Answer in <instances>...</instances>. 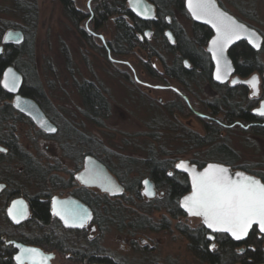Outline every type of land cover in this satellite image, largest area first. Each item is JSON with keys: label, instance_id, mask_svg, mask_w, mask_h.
Listing matches in <instances>:
<instances>
[{"label": "rangeland", "instance_id": "374dc122", "mask_svg": "<svg viewBox=\"0 0 264 264\" xmlns=\"http://www.w3.org/2000/svg\"><path fill=\"white\" fill-rule=\"evenodd\" d=\"M14 1L0 0V40L5 29L18 28L7 26L9 23L20 20L13 13ZM72 1L73 5L81 9L79 11L86 14L88 10L85 6L86 0ZM219 1L226 9L233 13H240L243 20L256 26L264 38V0ZM91 4L93 6L95 1L92 0ZM36 8L37 18L32 36L33 62L31 65L37 71L40 84L49 100L50 116L60 125L64 126V123L68 122L70 126H77L91 141L83 145L79 143L82 153L89 146L93 147L99 157L107 160L116 176L129 184H134L133 181L137 179L140 182L148 175L143 161L150 153L156 159H169L173 164L180 157L193 159L198 163L209 160L229 162L232 166L244 167L260 179L264 178V133L254 134L247 128L232 127L226 130L222 127L219 141L228 144L236 153V157L232 159L221 157L214 153L215 151L211 152L212 146L209 144L193 145L191 138L186 136L188 128L176 126L178 127L176 130L172 129L171 118L164 112L169 97L178 95L174 90L153 89L148 92L147 86L136 84L134 72L128 66L108 58V52L103 47L99 36L93 35L90 41L81 37L79 28H86V19L79 21L78 25L71 22L64 13L60 0H36ZM174 16L190 36L191 19L184 13ZM87 25L93 27L91 21L87 22ZM113 30V20L109 17L106 23L95 31L100 32L108 42L113 37ZM152 42L158 54L167 62L175 56L174 52L168 50L160 39H154ZM64 52L68 53V58L65 57ZM123 54L110 52L112 57L122 59L124 57L129 60L135 66L136 73L140 75L141 66L135 64L132 58V56L138 57L136 48L130 53ZM259 58L264 61V50L260 52ZM18 61L23 69L28 70L26 65L28 58L25 54L21 55ZM157 65H159L158 62ZM193 77L196 78L197 74ZM84 79L94 82L109 102L110 112L102 125L91 123L82 114L83 105L76 84ZM143 79L153 84L177 85L170 79L163 78L164 80L160 79V82L147 77ZM189 86L198 97H191L189 92L181 87L179 91L188 94L194 106H198L199 97L201 99L210 97V90H204V82L198 83L193 80ZM158 97L162 98V104H159ZM193 132L203 134L199 126ZM67 143L70 141L67 140ZM20 144L25 145L24 142ZM44 147L43 143L32 142L28 150L36 154L44 163L48 160L52 161L53 159H49L52 158L50 152H47V148ZM58 153L62 155L63 149L60 148ZM75 164L72 159L68 160L65 157L60 160V165L65 168V171L72 170ZM65 171L61 174L68 177ZM21 178H17L16 175L11 177V180L16 183L23 182L24 188L35 191L36 188H31L32 183H26L25 179ZM134 186L140 190V195L148 198L142 193L141 182ZM155 189L156 194L150 199L163 194V192L160 193V190L163 191L162 188ZM122 194L134 199L132 203L122 199L126 208L139 209L138 204L141 200L137 199L134 192L126 189L120 196ZM149 214L154 219L169 217V213L164 208L152 210ZM200 223L198 217L182 214L178 218L170 219L171 226L168 229L159 231L143 229L132 236L111 226L104 232L102 244L116 256L127 255L134 261L146 256L156 260L157 264H208L198 260L188 247V239L179 231V226L194 228ZM0 231L2 233L9 231L1 212ZM132 240L136 243V249L130 247ZM215 246L216 244L210 245V248L213 249ZM62 256L65 258L67 255ZM64 263L71 264L65 260Z\"/></svg>", "mask_w": 264, "mask_h": 264}, {"label": "flooded vegetation", "instance_id": "af4514ba", "mask_svg": "<svg viewBox=\"0 0 264 264\" xmlns=\"http://www.w3.org/2000/svg\"><path fill=\"white\" fill-rule=\"evenodd\" d=\"M69 1L71 2L75 10H81L78 9L75 5H73L72 0ZM91 1L92 0L85 1V6L86 8H88L85 17L86 19L85 29L87 30L88 34H91L92 36L96 35L100 37L103 47L108 52V58L114 62H118L124 64L125 66H128L134 72V80L136 81V84L147 86L146 89H148V92L152 91L153 89H171L174 90L179 95V96L173 95L169 97V100L166 103V108L164 110V112L168 113V115L171 118L172 129L176 130V128H178L176 126L188 128L186 129L187 130L186 136H187L190 132H193V130L197 129V127L199 126L203 131L202 136L206 137L208 135V132L210 131L209 125L213 124V122L220 125L221 128L222 127L226 128V130H229L232 127L247 128L248 126H252V125L264 127V115H261L256 111V108L260 106L261 101L264 99V61L260 59L261 62H263V68L261 70L255 69L251 71L248 75L241 76L236 70L235 61L229 53L230 47L236 42H238V40L230 44L229 47L227 48V54L232 64V71H229L225 80L219 81L215 79L213 76L214 62L211 58V55L206 49L208 40L210 39L213 33L212 29L208 25L194 21L186 8L185 11H179L173 8L172 10H170V12L165 13L163 15V18H161V16L159 15L160 10H157V6L152 0H148L153 5L152 15L148 17L137 16L132 12V10L129 9L126 0V5L129 11L138 20L142 21V23L145 24L143 28V34L140 33L138 34L139 39L142 40L143 38H146V40L153 47V51L155 53L153 55H147L145 50L141 49L140 47H136L138 57L135 58L132 56V58H134L133 62L135 64L141 66L140 68L141 70L139 72L140 75H138L135 71V66L129 60L125 59L124 57L122 59V58H115L110 55L111 50L108 45V42L111 41L112 39L106 42L104 37L100 36L101 35L100 32L95 31L93 27H88L87 22L91 21L93 23L92 18L94 15L93 10L95 4L92 6ZM94 1L96 2V0ZM217 2L221 7H223L230 14L234 15L238 20L243 21L244 23H246L247 25L253 27L258 31V33L261 35V43L259 48H254L253 46L249 45L244 39H239V40H244L260 55V52L264 50V38L262 33L258 30V28L248 23L247 21L243 20L240 13H233L228 9H226L219 0H217ZM183 13L191 19L190 36L187 35L181 23H179L176 20V17L174 16L175 14L179 15ZM122 15L124 16V19L131 24L132 21L129 15H127L126 13H123ZM110 17L113 20V29H114L115 17L114 16H110ZM195 22L198 24L200 23L208 26L210 30V33L206 38V42L203 45L205 56L201 55L202 58H204L205 67L202 68L198 65V60L196 57H193L191 59L187 57L179 58L180 52L178 51V49L172 51L174 52L175 56L169 62H167L163 57H161L158 54V51L156 50L155 45L152 42L154 39L157 40L160 39L165 44H170V45L176 44L177 38H180L181 40H189V38H191L192 36V24ZM160 25H162L163 27L164 38L160 36L156 37V35L154 34L156 26H160ZM166 31H169V35L166 33ZM0 44L2 45V48L0 50L1 53L4 50L5 45L9 43H3L1 39ZM180 61L184 68L191 70L189 74L179 69L178 62ZM157 62L160 66L157 65ZM166 66L170 67L169 71H166L164 69V67ZM194 74H197L196 78L193 77ZM254 74L255 77L257 78V87H256V91L253 94H252L253 88L248 82L235 81V83H233L232 81V79L236 76L240 78H248L251 80L254 77ZM145 77L155 80L157 82H160V79L161 80L170 79L175 81L177 85L176 86L171 84L162 85L157 83L153 84V82L149 83L147 82L146 79H143ZM23 80H24V76L22 74V81L17 91V94L33 99L37 103L39 108L42 110L43 114L49 119V121L53 125H55V130L48 131L37 125V123L29 115L19 110L15 106L14 104L15 93L9 91L8 89L2 86L3 89L5 90L4 91L5 95H2L4 97H0V146L2 147L0 149H3V151H0V202H1L0 212L3 215L9 227V231H5L6 233H2L0 231V260H8L9 264H18V261L15 259V254L18 252L19 247L15 245V243H20L27 246L38 247L42 251V254L40 256H37L36 260L40 261L41 258H46L44 260V263L48 261V264H62V261L63 264H65L64 260L70 262L71 264H134V262L136 261L137 262L135 264H157L156 260L152 258L150 259L149 257L146 256L139 257L138 260L136 261L130 259L127 255L116 256L102 244V237L104 232L114 225L98 224V222H103V220L106 217L104 215H100L99 213H97L96 207L90 205L83 198H89L90 201L94 203V201L102 200V199H109L111 201L117 198L120 199V195L119 196L111 195L107 191L100 190L95 185L93 186L84 185L77 179L76 173L82 169L84 163V156L86 154H91L95 156L97 159H99L101 162L103 161L97 155L88 152H84V153L81 152V149L79 148L80 146L79 143L81 144L80 141V135L82 133L81 129L75 125L70 126L68 122L64 123L63 126L60 125L56 120H54L50 116L48 109L49 100L43 88H41L42 97L35 98L33 96L26 94L23 91L22 89ZM193 80L197 81L198 83L204 82L205 83L204 90L206 89L210 90L209 98L211 99L209 98L201 99L199 97L198 99L200 100V102L198 106H194L190 101L191 99L190 96L195 98L198 97L189 86V83ZM0 82H1V77H0ZM179 87L184 88L187 92H189L190 96H188V94L186 93H183L182 91H179L180 89ZM242 90L244 92L243 97H242ZM241 97L243 100L241 99ZM216 99L218 100L217 103L212 102L215 101ZM246 99H248L249 102L246 101ZM158 101L159 104H162L161 97H158ZM243 108L248 109L254 118L251 121H247L245 124L242 123V117H241V112ZM107 117L103 119V122ZM155 119L157 118L155 117ZM63 121L66 122V120ZM234 129L236 130L237 128ZM222 131L223 130H220L219 132ZM250 132L254 134H258L252 131ZM67 140L70 141V143H67ZM21 142L25 143L24 146L26 148L20 144ZM32 142H36V144L43 143L45 146L44 148L45 149L47 148L46 151L50 152V157H52L49 159H53V160L52 161L48 160L46 163L42 162L40 158L36 156V154H33L30 150H28V147H30V144ZM223 144L228 149L222 151L221 153H219V155L221 157L223 156L227 157V159L235 158L236 153L228 146V144H226L225 142H223ZM60 148L63 149L62 155L58 153V150ZM21 149L23 151H21ZM23 154L27 157H30L35 164L37 165L39 164L41 166V169L45 175L44 183L35 181L33 176H29V174L31 173H29L28 176L24 173L22 167L19 166L18 164L17 158H15V156L23 155ZM62 157L63 158L65 157L68 160L72 159L76 163L72 170L65 171V168H63V166L60 165V160L62 159ZM179 159H188L190 163H195L197 165V168H201L203 165H205V163L210 161L209 160L207 162L198 163L193 159L184 158V157L177 158V161ZM177 161L174 162L172 168L169 169L168 172L172 173L173 171H176L179 173H183L187 184V191H189L190 190L189 175L183 170H179L176 168ZM103 163L107 167V169L115 176L117 181L123 185L124 190H126V183L120 180L116 176V174L107 166L105 162ZM221 163L229 165L232 169H242L246 172H249L244 167L232 166L229 162H221ZM64 171L68 173V177H65L64 174H61V172ZM16 175L17 178L22 177L21 179L23 180L25 179L26 183H32L31 188L33 189L36 188L35 191L24 188L23 182L22 183L12 182L11 177L13 176L15 177ZM146 177L151 179L149 175H147ZM143 178L140 180L142 184V189H143V183H142ZM261 180L264 182V179ZM154 187H155V183H154ZM160 193H162V190H160ZM35 197L37 198L38 201L47 203V207H48L47 220H42L41 218H39V215L36 214L37 212L34 209V203H33V199ZM53 197H74L83 201L89 206L91 210L90 219L83 225V227L64 225L62 219L58 215L52 212ZM150 198L151 197L145 198V200H150ZM17 199H21L24 203V206H19L17 208L22 209V211L25 213L24 217L20 219L19 222H15L12 216H10L8 212V207L11 204V202ZM178 203L180 206V198L178 199ZM180 208L183 214L188 215L181 206ZM148 216L155 222H160V220L163 218H168L170 222V219L173 218L171 215H169V217L166 216L161 217L160 219H154L151 217L150 214H148ZM178 217L179 216H176L174 218H178ZM170 226L171 225H169L168 228H170ZM253 226L256 227V225ZM127 227L128 226H126V228ZM144 229H148L152 231L161 230V228L153 230V229H149L148 227ZM206 229L207 232L205 235L207 239L211 240L210 245H215L213 239L215 237V233L219 231L212 232L208 228ZM141 230L143 229H137V230H130V229L128 230L125 228L122 230L118 229V231L125 232L130 236ZM210 234H212V237L209 236ZM240 240L242 239H239L237 241ZM130 247L136 249V243L133 242V240L130 243ZM130 247L128 245V248ZM244 249H245L244 245H240L237 247V250L239 252H242ZM46 254H51V256L47 259ZM62 255L65 256L67 255L66 257L68 258L66 257L64 258ZM257 263H264V261ZM24 264H29L28 260H25Z\"/></svg>", "mask_w": 264, "mask_h": 264}, {"label": "trees", "instance_id": "16d2710c", "mask_svg": "<svg viewBox=\"0 0 264 264\" xmlns=\"http://www.w3.org/2000/svg\"><path fill=\"white\" fill-rule=\"evenodd\" d=\"M60 1L63 4L64 13L71 22L78 25L79 21L85 19L86 14L79 10H75L69 0ZM152 1L156 4L157 10H160L159 15L161 18L173 8L179 11H185L184 0ZM93 11L94 15L92 19L94 23L93 28L95 30L102 27L110 16L115 17L113 37L112 40L108 42L112 53H130L132 49L140 47L145 50L147 55L155 54L153 47L146 38L142 40L139 39L138 34H143L145 24L129 11L126 0H96ZM13 13L18 16L20 20L19 22L9 23L7 26L20 28L23 31L24 39L19 44L9 43L5 45L4 50L0 53V77L4 67L8 64H13L24 76L22 82L23 91L35 98H41L42 86L38 79L37 71L34 66L31 65V62H33L32 36L34 35L37 18L36 0H15ZM123 13L129 15L132 21L131 24L124 19ZM79 33L82 38L88 41L93 37L91 34H88L84 28H79ZM209 33L210 30L208 26L195 22L192 24V36L189 40L177 38L176 44L165 45L170 51L178 49L180 52L179 58L187 57L191 59L196 57L198 65L203 68L205 67L204 58H202L201 55L205 56L203 45ZM154 34L156 37L160 36L164 38L162 25L156 26ZM64 53L65 57H67L68 53ZM229 53L234 59L236 70L241 76H246L255 69L261 70L263 68V62H261L258 52L244 40H238V42L233 44L229 49ZM23 54L28 58V62L26 63L28 70L23 69L18 61ZM178 67L187 74L191 71L184 68L181 61L178 62ZM164 69L169 71L170 67L166 66ZM76 86L81 96L83 116L95 125H102L104 123L103 119L109 115L110 110L109 102L102 91L95 86L94 82L86 79L78 82ZM4 91L0 82V97H4L2 96L5 95ZM243 96L244 92L242 90V97ZM246 101L249 102L248 99H246ZM212 102L217 103L218 100L216 99ZM241 117L242 123L244 124L254 119L253 115L246 108L242 109ZM209 128L210 131L206 137L196 132H190L187 136L189 139L191 138L195 146L209 144L212 146L211 152L215 151L214 153L216 154L227 150L228 148L223 142L219 141L220 125L213 122V124L209 125ZM247 129L258 134L264 133L263 126L252 125L248 126ZM80 141L82 145L85 142L91 143L84 133H81ZM21 151L23 150L21 149ZM85 152L97 155V152H95L91 146H89ZM97 156L99 157V155ZM15 158H17L19 166L22 167L27 176L31 173L29 176H33L35 181L44 183L45 175L39 164H35L30 157L24 154L17 155ZM99 158L111 169L110 164L105 158ZM143 163L146 167L147 174L154 181L155 186L163 189V194L154 199L145 200V198L140 195V190L134 186L139 183L137 179L133 181L134 184L126 183V189L130 192H134L137 199L139 198L141 200V203L138 204L139 209L137 210H132L124 206L122 199L130 203H132L134 199L131 196L128 197L123 194L120 196V199L117 198L112 201L109 199H102L96 200L94 203H92L89 198L81 197L90 205L96 207L97 213L106 217L103 222H98V224L114 225L119 230L124 228L128 230H137L146 227L153 230L160 228L167 229L170 225L168 218H163L160 222H155L148 216L149 212L154 209L164 208L172 217L183 214L178 199L187 191L184 174L176 171L169 173L168 170L172 168L173 162L165 158L161 160L156 159L151 153ZM33 203L39 218L47 220V203L38 201L36 197L33 199ZM126 226L128 227L126 228ZM179 231L186 236L189 249L201 262H206L208 264H254L264 261V233H260L255 226H252L248 234L240 241L234 240L223 232H216L213 239L216 246L213 249L210 248L211 240L207 239L205 235L207 229L201 223L194 228L179 226ZM240 245L245 246L242 252L237 250V247ZM0 264H9V262L8 260H0Z\"/></svg>", "mask_w": 264, "mask_h": 264}, {"label": "snow or ice", "instance_id": "6c2138e0", "mask_svg": "<svg viewBox=\"0 0 264 264\" xmlns=\"http://www.w3.org/2000/svg\"><path fill=\"white\" fill-rule=\"evenodd\" d=\"M188 7L196 19L206 18L217 31V37L212 41L213 56L217 59L218 69L216 79L222 78L219 69V57L223 56L224 49L234 39H239L241 33H247L249 37L255 36L242 24L236 22L227 13L221 12L215 4V0H188ZM254 47L259 48L260 44L249 39ZM11 73V69L8 70ZM8 73H5L4 87L8 88ZM235 83V81H233ZM248 83L253 89L257 87V78L253 77ZM15 78H13L14 90ZM264 115V110L260 111ZM54 131V129H50ZM3 151V149H0ZM178 169L189 171L187 162L181 161L176 165ZM192 172V194L183 200V207L189 214L203 217L204 224L215 231H226L239 240L248 234L253 224H258L259 229L264 232V183L254 177L235 173L236 179L229 175L227 168L219 165H208L201 173L195 169ZM146 185L148 181L144 182ZM147 195H153L146 189ZM21 202H13V208L9 209V215L13 220L24 215L22 209L17 208ZM54 201V205H55ZM55 211V208H54ZM56 215H61L56 211ZM64 218V217H62ZM83 227V220L89 217H78ZM65 223H68L65 218ZM19 247V246H18ZM41 254L36 249H21V254L16 256L18 264H24L25 260L30 264H44L46 258L36 260Z\"/></svg>", "mask_w": 264, "mask_h": 264}, {"label": "water", "instance_id": "95a60500", "mask_svg": "<svg viewBox=\"0 0 264 264\" xmlns=\"http://www.w3.org/2000/svg\"><path fill=\"white\" fill-rule=\"evenodd\" d=\"M127 4H128L129 9L132 10V12L137 16L148 17V16L152 15L153 5L148 0H127ZM215 4H216V7L221 12L227 13L228 16L232 17L236 22L244 25L247 30L255 33V36H252V37H249L247 33H241V36L239 39H244L249 45H251L253 47H254L253 43L249 42L250 38L255 40L259 44L261 43V35L258 33V31L256 29L247 25L243 21L238 20L234 15L227 12L223 7H221L218 4L217 0H215ZM184 5H185V8L188 10L189 14L191 15V17L194 21L206 24L212 29L213 33H212L210 39L208 40L206 49L209 52V54L211 55V58L214 62L213 76L216 79L218 64H217V59L214 58V56H213V50H212L213 49L212 41L217 37L216 28H214L212 26V24L207 21L206 18L196 19L193 16L192 11L188 7V0H184ZM166 33L169 35V31H166ZM100 36H102V35H100ZM23 39H24V34L20 28L9 27V28L5 29V31L3 32V35H2V42L3 43L19 44L23 41ZM239 39H234L231 43H229L226 46V48L224 49L223 56L219 57V61H220L219 62V69H220V73L222 76V78L219 81L225 80L229 71H232V64H231V61H230L229 56L227 54V48L229 47L230 44H232L233 42H235ZM1 48H2V45L0 44V50H1ZM254 48H257V47H254ZM9 69H11V73H8ZM5 73H8L7 80L9 83V87L6 89L15 93V97H14L15 106L19 110H21L24 113H26L27 115H29L37 123V125H39L40 127L44 128L48 131H52L50 129L55 130V125H53L49 121V119L43 114L42 110L39 108V106L37 105V103L33 99L17 94V91H18L20 84H21V81H22L21 72L13 64H8L4 68V70L2 72V76H1V84L3 87H4V81L6 78ZM254 77H255V74H254ZM13 78H15V87H14V90H10L13 87ZM232 81L248 82V81H250V79L240 78V77L236 76L232 79ZM255 91H256V88L253 89L252 94ZM261 110H264V99L261 101L260 106L256 108V111L258 113H260ZM0 148H2V147L0 146ZM181 161L187 162V165L190 169L189 171H184L183 169H179V170H183L184 172H186L190 178V190L187 191L185 194H183L180 197V206L186 211V213L188 215H191V214H189L188 211L183 207V200L186 196H189L192 194L193 189H192V172H191V169H193V168L195 169V171L197 173H201L210 164L211 165H219L221 167L227 168L229 170V175H231L233 179L237 178L235 176V173L239 172V173H243L244 175L254 177L255 179L260 180L262 183H264L258 176H255L252 173L246 172V171L241 170V169H232L229 165L221 163V162L209 161V162L205 163V165H203L201 168H197V165L195 163H190L188 159H179L177 161L176 165L178 163H180ZM76 177L82 184L87 185V186L95 185L100 190L107 191L111 195H120L124 190L123 185L117 181L115 176L107 169V167L104 165V163L101 162L99 159H97L95 156H93L91 154H86L84 156L83 167L81 170H79L76 173ZM145 181H148L147 185L144 183ZM142 183H143L142 193L148 198L153 197L156 194V189L154 187L153 181L151 179H149L148 177H144L142 180ZM146 189L150 190L153 193V195H147ZM54 201L56 202L55 205H54ZM13 202H21L17 205V207L24 206V203L21 199L13 200L8 207V212H9V209L13 208ZM54 208H55V211H54ZM56 211H59L61 213V215H58V216L62 219L63 224L66 226L80 227L79 226L80 225V219L78 217H84V216L89 217V218L83 220V225L91 217V210H90L89 206L86 203H84L83 201H81L77 198H74V197H53V199H52V212L56 214ZM24 215H25V213H24ZM24 215L22 217H18V221H20V219H22L24 217ZM191 216H194V215H191ZM62 217H64V218H62ZM198 217L201 219L202 224L206 228H208L207 225L204 224L203 217H201V216H198ZM65 218H67V220H68L67 224L65 223ZM14 221L17 222L16 220H14ZM253 225H256L257 229L261 233H264L259 229L258 224H253ZM209 230L212 232H216L213 229H209ZM219 232H225L229 236H231L233 239H235L231 235V233H229V232H226V231H219ZM209 236L212 237V234H210ZM15 245L19 246V250L15 254V258H16V256L21 254V249H36V250H38V252L40 254H42V251L38 247L27 246V245H23L20 243H15ZM50 256H51V254H46L47 259ZM28 262L30 264V261H28ZM44 264H48V261H46ZM256 264H264V263H256Z\"/></svg>", "mask_w": 264, "mask_h": 264}]
</instances>
